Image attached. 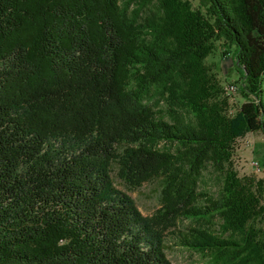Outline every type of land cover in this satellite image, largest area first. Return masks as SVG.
<instances>
[{"label": "trees", "instance_id": "obj_1", "mask_svg": "<svg viewBox=\"0 0 264 264\" xmlns=\"http://www.w3.org/2000/svg\"><path fill=\"white\" fill-rule=\"evenodd\" d=\"M233 47L243 102L206 64ZM264 137V0H0V264H264L237 140ZM216 189L202 188L203 172ZM158 181L144 216L119 190Z\"/></svg>", "mask_w": 264, "mask_h": 264}, {"label": "rangeland", "instance_id": "obj_2", "mask_svg": "<svg viewBox=\"0 0 264 264\" xmlns=\"http://www.w3.org/2000/svg\"><path fill=\"white\" fill-rule=\"evenodd\" d=\"M206 64L212 68L224 90L228 92L231 85L238 87L236 93H229V104L233 109L237 108L243 99L239 92L240 74L233 56V47L225 41H219L216 44L215 53L207 58ZM232 162L237 176L243 180H249L253 190H255L257 181H262L260 204L264 207V137L260 133H253L237 140ZM254 162L259 164V171L253 167ZM216 177V174L210 169L204 171L202 188L215 191ZM114 182L119 190L124 191L133 199L142 215L150 216L159 207L158 181L145 183L133 190L125 189L115 177ZM255 228L259 231V240L264 243V214L255 224ZM166 255L172 264H212L210 256L183 249L175 243L172 237H168L166 240Z\"/></svg>", "mask_w": 264, "mask_h": 264}, {"label": "built area", "instance_id": "obj_3", "mask_svg": "<svg viewBox=\"0 0 264 264\" xmlns=\"http://www.w3.org/2000/svg\"><path fill=\"white\" fill-rule=\"evenodd\" d=\"M238 91V87L236 85H231L229 88H228V94L231 93V94H234ZM253 167H255L257 169V171L260 170V166L257 162H254L253 163Z\"/></svg>", "mask_w": 264, "mask_h": 264}]
</instances>
